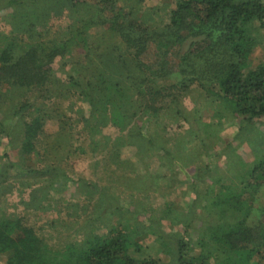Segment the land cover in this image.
I'll list each match as a JSON object with an SVG mask.
<instances>
[{
	"label": "trees",
	"instance_id": "obj_1",
	"mask_svg": "<svg viewBox=\"0 0 264 264\" xmlns=\"http://www.w3.org/2000/svg\"><path fill=\"white\" fill-rule=\"evenodd\" d=\"M146 1L0 0L11 27V38L0 33V159L5 160L0 203L17 190L24 212L46 213L54 208L47 197L67 191L65 170L56 163L44 165L42 137L50 119L65 117L49 102L76 96L89 105V116L61 129L59 139L66 131L77 132L78 138L88 135L90 152L106 155L115 165L121 164V149L133 146L144 166L157 161L173 175L194 167L191 187L205 189L202 213L195 198L189 204L194 218L173 215L172 224L183 228L175 235L160 225L171 217L169 209L159 220L150 216L144 231L142 223L131 225L127 215L142 214V209L131 202L125 210L118 187L135 193L148 189L136 163L128 161L133 173L119 175L116 183L76 180L79 198L67 201L64 210L77 238L61 247L50 245L26 213L0 210V264H264V208L261 219L251 221L255 196L264 185V131L257 142L250 140L255 160L242 161L223 183L216 178L217 190L207 179L219 168L205 163L216 152L212 140L225 123L242 118L235 137L247 139L245 131L264 118V57L250 65L264 45V0H175L173 7L147 6ZM62 16L69 23L54 29V20ZM73 48L83 50L85 61L62 81L53 64ZM151 49L154 59L146 63L143 57ZM185 96L193 104L188 116ZM205 108H213L206 119L201 116ZM182 123L191 128L170 135L169 128ZM108 126L120 134H105ZM79 149L83 153L82 145ZM32 187L25 199L23 192ZM102 229L106 232L100 234ZM143 232L157 236L170 262L143 255L136 240Z\"/></svg>",
	"mask_w": 264,
	"mask_h": 264
},
{
	"label": "rangeland",
	"instance_id": "obj_2",
	"mask_svg": "<svg viewBox=\"0 0 264 264\" xmlns=\"http://www.w3.org/2000/svg\"><path fill=\"white\" fill-rule=\"evenodd\" d=\"M169 4L171 7L175 6V0H147V6H163ZM8 11L0 12V33L6 35V39L11 38V27L7 21H5V16ZM69 23V19L66 16H62L54 20L53 24L54 29L60 30L59 26L65 28V25ZM62 28V29H63ZM101 28L93 29V32H99ZM53 36L54 33L50 34ZM184 51V48L181 47L179 51ZM151 49L147 54L144 55V61L150 63L153 61L155 54ZM264 57V45H260L256 51L251 56L250 65L254 67L257 65L261 59ZM175 65H177V58H173ZM82 60L85 61L83 50L81 48H73L68 51L62 58L58 57L54 64L53 68L55 75L65 81L68 77L70 70L77 71L78 62ZM182 105L185 110V113L189 114L193 104L191 99L188 96H185L182 100ZM49 108H54L56 111L65 115L63 120L57 118L50 119L45 127V135L42 137V143H44V156L43 161L46 163H56L58 166L63 168L67 173L68 180H63L67 184V191L53 192L52 196L50 195L48 201L51 206H54L53 210L44 212H29L23 211L22 205H17L20 200V192L14 191L10 194L5 203H0V210L8 209L9 211L17 213H26L29 219L34 223L37 232L44 236L47 239L50 245L53 247H61L64 243L70 242L72 239H76L75 227L72 226L69 221L66 219V213L64 206L67 201L78 199L79 196L75 193V182L77 179H85L91 183H95L98 186H105L113 184L116 182V178L119 175L127 174L130 172L131 167L126 166L128 161L136 163V170L143 176L144 183L148 190H145V193L133 192L126 190L121 192L122 187H117L120 189L119 197L120 203L127 210V208L132 205L131 202H134V205L140 206L142 214L137 215L128 214L130 218L131 225H135L136 221L142 223L139 230L144 231L145 229L142 226L151 224V221L148 219L150 216L159 220L163 217L164 211L170 210L172 213L168 216H171L167 219H161L160 225L162 228L172 235L177 233H182L183 228L180 223L172 224V216L175 215L176 218H183L190 216L194 218L196 211L200 214L202 213V208L205 202V189L202 191V187H197L193 189L191 187L192 178L190 175L194 172V167H190L185 171L180 173L175 172L174 175L164 167H162L157 161H150L149 165H142L137 162L135 154L136 148L133 146H126L121 149L120 152V162L121 164L115 165L107 161L106 155H93L90 152L89 143L90 139L88 135H82L77 137L78 133L75 131H66L62 134L61 139L58 138V135L61 133V129H67L75 122L77 124H82V119L80 116H89V105L86 102H83L81 99H78L76 96L70 97L69 99H60L57 98L52 102H49ZM213 114L212 109H204L201 111V116L206 119ZM80 118V119H78ZM78 119V120H77ZM242 118H236L232 123H225V126L222 130L218 131V137L211 139L216 142L215 150L212 151L210 156L205 159V163L208 164L212 162L218 166V173L207 179L208 183L214 187L215 190L218 189L220 183H223L229 179V175L232 174L237 168H239L243 163L250 164L255 160L254 147L250 144L251 142H257L256 139L258 136H262L261 133L264 131V118H260L254 121L252 129H247L245 132L246 138L237 139L235 136L239 134L240 124ZM182 127H177V125H172L169 128V133L172 136H177L184 132L187 128H191L190 125L181 124ZM81 125H76L75 130L82 132L80 129ZM183 131V132H181ZM186 131V130H185ZM75 132V133H74ZM181 132V133H180ZM104 133L112 137H116L120 134L119 129L114 126H108L104 128ZM86 134V133H85ZM60 144V145H59ZM231 144V146H227ZM80 145L83 146V153L80 152ZM6 147H3V150ZM43 149V148H42ZM12 160H16L15 155L12 153ZM5 160L0 159V165ZM32 162V161H31ZM35 162V161H34ZM133 173V172H132ZM130 172V174H132ZM219 176L222 177L220 183L214 185L213 182ZM61 181V182H63ZM30 189H25L26 193L23 192V197L28 199L30 195ZM201 190V191H200ZM117 192V190H116ZM118 192L116 194H118ZM199 194V195H198ZM197 198V203L195 204L194 209H190V202ZM255 211L252 214L251 221L252 224H255V221L261 219L263 216L262 209L264 208V185L260 191L256 194L255 200L253 202ZM144 208V209H143ZM60 210L62 214L60 215ZM131 211H134L133 207ZM192 213H195L194 215ZM152 214V215H151ZM193 215V217H192ZM61 216L62 218H60ZM59 217L56 224L53 225L51 222L54 218ZM88 215H85L80 219V223L76 226L79 227L86 221ZM198 223V222H197ZM201 224V223H199ZM159 225V224H158ZM157 223L154 225L158 226ZM106 230L102 229L99 231L100 234L105 233ZM136 240L144 247L143 255H153L156 258L161 259L163 262H170L172 256L165 253L163 244L160 240L157 239V236L154 234H149L147 232L141 233ZM192 244L196 242V236L190 241ZM197 253L200 251L198 246L195 247ZM257 260V258H256ZM259 260V259H258ZM214 264V263H212Z\"/></svg>",
	"mask_w": 264,
	"mask_h": 264
}]
</instances>
